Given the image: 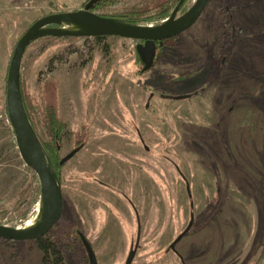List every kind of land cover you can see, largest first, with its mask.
<instances>
[{"label": "rangeland", "instance_id": "1", "mask_svg": "<svg viewBox=\"0 0 264 264\" xmlns=\"http://www.w3.org/2000/svg\"><path fill=\"white\" fill-rule=\"evenodd\" d=\"M90 1L0 0V226H39L43 217L40 180L7 114L13 53L35 22ZM164 2L177 6L119 0L96 14L154 17ZM195 2L186 0L179 16ZM52 29L27 48L21 86L41 142L55 143L57 120L61 158L76 151L62 171L63 216L49 234L65 263L89 264L68 236L76 229L99 264H126L139 216L133 264H264V0H211L150 68L139 41L110 37L100 46L89 35H59L72 25ZM42 258L36 241L0 242V264Z\"/></svg>", "mask_w": 264, "mask_h": 264}, {"label": "water", "instance_id": "2", "mask_svg": "<svg viewBox=\"0 0 264 264\" xmlns=\"http://www.w3.org/2000/svg\"><path fill=\"white\" fill-rule=\"evenodd\" d=\"M97 0H92L84 10L76 12L58 13L46 16L35 22L18 42L12 56L7 76L6 106L7 114L13 128L17 148L24 163L38 176L41 184L43 217L41 224L30 231H21L0 226V240L11 242H30L45 238L59 224L64 212V197L62 186L50 168L48 159L43 150L40 139L34 129L26 107L21 86V65L29 45L36 39L48 34H54L52 29L58 25H72L84 29L85 34L92 37H112L139 41L143 44L138 49L146 68L152 67L157 54V43L175 39L188 32L200 20L211 0H196L185 14L179 16L186 0H180L171 16L159 25L127 26L111 18L96 14L90 9ZM77 33L60 31L59 35L70 36ZM71 153L65 161L75 156ZM191 196V191L189 189ZM193 220L187 230L171 245L175 247L190 231ZM141 228L139 227L138 240L132 248L126 264H133L140 244ZM91 264H99L96 253L88 240L83 239Z\"/></svg>", "mask_w": 264, "mask_h": 264}, {"label": "trees", "instance_id": "3", "mask_svg": "<svg viewBox=\"0 0 264 264\" xmlns=\"http://www.w3.org/2000/svg\"><path fill=\"white\" fill-rule=\"evenodd\" d=\"M175 1H177V5L180 2V0H175ZM90 2H88V3H90ZM88 3L85 5L84 9L88 5ZM118 5H119V0H97L96 3L93 5V7L90 9V11L96 13L99 11L109 9L111 7H117ZM174 9L172 10L169 2H164L163 4L157 6L158 12L154 17L152 16V17L143 18L142 11H140V10H131L129 12H120V13L114 14L112 16H104V15H101V16L111 18V19H113V20H115L121 24L127 25V26L136 27L142 23L152 24V23L158 22V21H165L171 16V14H172L171 11H174ZM93 38L98 42V44H100V46H102L103 43L105 42V40L109 39L110 37H93ZM158 44L159 43H157V45H156L157 46V53L159 52V50H161L163 48V46L158 47ZM106 51L108 52L107 46H106ZM138 56H139L140 61L146 67V65H145V63H144V61H143V59L139 53H138ZM153 66H154V64L152 65V67ZM22 93H23V91H22ZM23 98H24V96H23ZM24 104H25V101H24ZM25 107H26V105H25ZM26 111L28 113L27 108H26ZM28 116H29V113H28ZM29 118H30V116H29ZM30 121H31V118H30ZM31 123H32V121H31ZM32 125H33V123H32ZM33 127H34V125H33ZM51 128H52V131L54 134L53 140L55 141V143H42L38 133H37V135L40 139L43 150H44L46 157L48 159L50 168L52 169V171L56 175V178L58 179L59 183L62 184L61 183L62 182L61 181L62 180V178H61L62 171L68 162V161H65L66 158H61V155H60V150H61L60 143H61L62 138H63V127H62V125H60L59 122H57V120H54V121H52ZM34 129H35V127H34ZM36 132H37V130H36ZM68 236L73 237L75 242L77 239V241L79 242V245L85 249L86 254H87V260L89 261V264H91L90 256L88 254V251H87L86 246H85L84 241H83L85 236L76 229H74V231L69 233ZM0 242H2L4 244H17V243H19V242H11V241H4V240H0ZM58 242H59L58 239L54 240V238L51 237L50 235L36 241L40 251L43 254V258H42L43 264H66L65 259H64V255H63V250L59 248Z\"/></svg>", "mask_w": 264, "mask_h": 264}, {"label": "bare ground", "instance_id": "4", "mask_svg": "<svg viewBox=\"0 0 264 264\" xmlns=\"http://www.w3.org/2000/svg\"><path fill=\"white\" fill-rule=\"evenodd\" d=\"M72 33H77V34L84 33V29H82L80 27H77V26H74V29L72 30ZM37 227H38V224L29 223L26 227L21 228L19 230H21V231H30V230H32L34 228H37Z\"/></svg>", "mask_w": 264, "mask_h": 264}, {"label": "crops", "instance_id": "5", "mask_svg": "<svg viewBox=\"0 0 264 264\" xmlns=\"http://www.w3.org/2000/svg\"><path fill=\"white\" fill-rule=\"evenodd\" d=\"M181 99V98H180ZM135 207V206H134ZM138 224H137V230H139V227L141 228L142 227V223H141V218L138 216ZM139 233V232H138Z\"/></svg>", "mask_w": 264, "mask_h": 264}, {"label": "flooded vegetation", "instance_id": "6", "mask_svg": "<svg viewBox=\"0 0 264 264\" xmlns=\"http://www.w3.org/2000/svg\"><path fill=\"white\" fill-rule=\"evenodd\" d=\"M167 42V41H166ZM166 42H164L163 44H158V47H161V46H163Z\"/></svg>", "mask_w": 264, "mask_h": 264}]
</instances>
